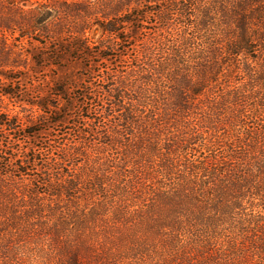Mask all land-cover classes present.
I'll return each mask as SVG.
<instances>
[{"label":"trees","instance_id":"trees-1","mask_svg":"<svg viewBox=\"0 0 264 264\" xmlns=\"http://www.w3.org/2000/svg\"><path fill=\"white\" fill-rule=\"evenodd\" d=\"M69 59L39 125L77 139L0 111V264H264V0H0L1 98ZM127 229L172 260L115 255Z\"/></svg>","mask_w":264,"mask_h":264},{"label":"rangeland","instance_id":"rangeland-1","mask_svg":"<svg viewBox=\"0 0 264 264\" xmlns=\"http://www.w3.org/2000/svg\"><path fill=\"white\" fill-rule=\"evenodd\" d=\"M99 36V30L94 28L90 34L91 40L94 43H99ZM86 74L87 73L82 68V65L78 61H72L71 59L64 61L62 68L55 66L34 67L29 71L25 81L29 96H24L18 99L0 97V99H2L0 103V111L9 116H17L22 128H29V126H32L33 128L31 131H37V135L33 138H26L25 141L27 143H33L45 149L46 145L43 143L49 142L55 145L58 150V147L64 146L69 140L77 139L74 137L77 133H74L72 125L48 128L45 121L42 122L43 124L41 123V125H39V120L42 118H39V116L43 115V110L38 104L48 105L51 110L53 109L52 105L56 106V104H59L60 106V102H57V98L54 95L55 86L58 83H66L67 86L70 87V91L80 89L86 78ZM28 101H31L32 104H29ZM46 113L50 114V111L46 110ZM43 119L46 120L47 118L43 117ZM18 139H21V137H18ZM53 139H56L54 143L49 141ZM75 143L76 142L72 144L74 145ZM14 145L22 146V142L16 141ZM46 157H52L55 159L56 152H53ZM76 161L77 160H72L69 162V165H77V168L71 166V168L75 170L82 165V162L77 164ZM123 233L119 234V236L122 238V236L124 237V235H126V237L116 243L117 254L115 255L129 258L132 255H136V257H140L137 255H146L145 259L149 256L157 259L159 256L164 260H172L171 255L174 254L170 250L171 247L168 246L167 243H161L159 237L156 239L155 236L144 232H138L133 237L129 234L128 229L124 230ZM181 244L185 245V243Z\"/></svg>","mask_w":264,"mask_h":264}]
</instances>
